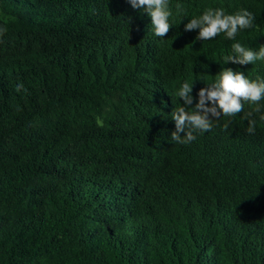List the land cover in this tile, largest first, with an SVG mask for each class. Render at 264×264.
I'll return each instance as SVG.
<instances>
[{"label": "trees", "instance_id": "obj_1", "mask_svg": "<svg viewBox=\"0 0 264 264\" xmlns=\"http://www.w3.org/2000/svg\"><path fill=\"white\" fill-rule=\"evenodd\" d=\"M169 3L158 38L128 0H0V264H264V112L189 144L170 119L185 80L264 76L187 19L246 8L237 39L258 50L264 0Z\"/></svg>", "mask_w": 264, "mask_h": 264}, {"label": "clouds", "instance_id": "obj_2", "mask_svg": "<svg viewBox=\"0 0 264 264\" xmlns=\"http://www.w3.org/2000/svg\"><path fill=\"white\" fill-rule=\"evenodd\" d=\"M128 2L133 9L140 10L150 18L154 36L165 38L173 28V12L169 0ZM255 19L253 13L246 8L228 13L223 7H209L201 14L187 19L184 31H196L195 39L203 42L223 34L226 40L232 41L230 50L222 55L223 65H254L257 61L264 62V43H261L258 50L253 49L242 44L237 36L254 28ZM196 80H185L174 90L173 94L179 98V104L170 113V119L175 125V130L171 133L173 142L189 144L196 140L198 134L210 131L222 116L234 118L241 113L248 119L247 132L255 133L256 122L250 118L251 111L245 113L244 105H255L254 112H264V76L257 75L255 79H251L244 71L223 66L210 83H204L205 86L193 94ZM19 88H23V85H18ZM261 119H264V115Z\"/></svg>", "mask_w": 264, "mask_h": 264}]
</instances>
